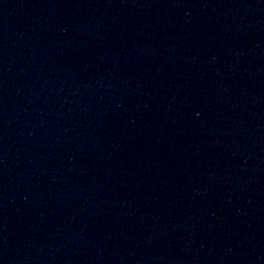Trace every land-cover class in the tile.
Here are the masks:
<instances>
[{"label": "water", "instance_id": "95a60500", "mask_svg": "<svg viewBox=\"0 0 264 264\" xmlns=\"http://www.w3.org/2000/svg\"><path fill=\"white\" fill-rule=\"evenodd\" d=\"M0 264H264V0H0Z\"/></svg>", "mask_w": 264, "mask_h": 264}]
</instances>
